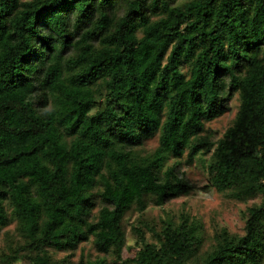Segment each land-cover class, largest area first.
<instances>
[{"label": "trees", "instance_id": "obj_1", "mask_svg": "<svg viewBox=\"0 0 264 264\" xmlns=\"http://www.w3.org/2000/svg\"><path fill=\"white\" fill-rule=\"evenodd\" d=\"M208 151L209 187L260 197L242 233L200 252L187 216L139 219L131 264L264 262V0H0V264H75L48 250L86 241L124 263L125 212L189 194L179 158Z\"/></svg>", "mask_w": 264, "mask_h": 264}, {"label": "rangeland", "instance_id": "obj_2", "mask_svg": "<svg viewBox=\"0 0 264 264\" xmlns=\"http://www.w3.org/2000/svg\"><path fill=\"white\" fill-rule=\"evenodd\" d=\"M182 1L184 0H176L178 3ZM228 107L229 109L222 115L204 122L203 134L210 141H216V139L221 137L223 131L231 124L238 107L237 93H234L228 102ZM156 143L157 138L154 135L144 140L142 145L138 147V150L141 153L149 152L156 146ZM210 153L211 151L197 153L189 164L184 163V155L179 158L181 162L179 170L182 172V176L195 186V189L189 194L171 198L161 205H152L149 202L141 212H137L133 207L125 212L121 220L125 232V243L121 253V260L124 263L113 260L109 255L95 252L89 241L79 244L73 251L55 252L48 250L49 255L52 258L65 256L75 264L78 262L86 264V262L93 261L96 258L104 259L106 264H131L129 259L136 250L132 246L135 237L131 227L138 225L139 219L158 227L160 220L166 219V217L171 218L174 222H178L180 218L187 216L189 221L193 220L199 226L202 236L200 252L208 250L214 244L213 235L218 233L219 230L224 229L228 234H241L247 208L258 204L260 197L256 196L238 201L227 198L222 193L209 187L206 165L210 160ZM144 233L147 240H152L149 232L144 230ZM17 239L15 223L11 221L0 231V251L6 249L9 241L13 243L14 240L18 241Z\"/></svg>", "mask_w": 264, "mask_h": 264}]
</instances>
